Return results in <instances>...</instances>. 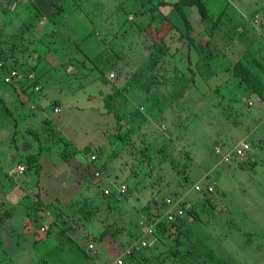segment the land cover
<instances>
[{
	"label": "rangeland",
	"instance_id": "rangeland-1",
	"mask_svg": "<svg viewBox=\"0 0 264 264\" xmlns=\"http://www.w3.org/2000/svg\"><path fill=\"white\" fill-rule=\"evenodd\" d=\"M43 1L50 13V6L54 12L62 8L58 0V3L55 0ZM247 1L250 0H232L231 3L239 6L238 2ZM14 2L11 9L18 8L17 13L9 12ZM28 2L0 0V66L6 61L34 64L36 60L42 59V55L53 53L50 46L56 42L58 35H67L61 25L56 28L51 22L47 23L50 14L40 12L38 8L33 10L27 5ZM206 2L212 14L228 5L225 6L224 0ZM263 2L260 0V3ZM191 7L194 8L190 14L192 19L200 17L197 8ZM241 17L244 18L239 15L230 19L229 28H221L219 24L220 31L214 36L209 33L208 24L203 26L199 23V30L192 28L191 36L196 44L205 38L203 33L209 35L206 40L209 44L202 52H198L189 37L181 38V33L175 32L171 47L159 43L151 45L147 50L153 54L144 57L136 54L140 48L133 46L130 47L132 54L130 52L127 57H122L127 54L126 46H119L123 30L119 31L118 38L111 35L115 32L111 30L110 33L101 31L102 34L107 33L103 38L106 42L96 46L90 44L92 53L86 52L85 55L81 45L88 36L83 37L79 31L68 34L75 49L79 48L78 51L86 57L79 69L80 76L75 75L78 82L72 77L64 82L68 89L76 88L74 91L85 94L76 95L71 108L75 113H84L80 114L85 117L82 119L83 124L89 126L90 120L98 124L92 127L94 136L91 144L82 150L80 148L83 160L68 157L69 160L61 161V179L66 182L67 188L60 191V198L56 196L57 193L51 194L49 191L41 195L31 185L27 193L29 200L25 201L28 203L27 209L31 210V220L28 217L22 227L19 223L9 224L11 209L6 203L0 202L1 244H13L3 232L7 229L10 236V226L21 229L23 233H34V239H38L37 248L31 252L32 241L21 238L27 252L23 249L19 264H115L120 257V250L132 243L127 241L125 230L118 232L124 220V198L130 203L126 206L129 210L127 216L132 213V209L133 213L135 209L139 210L135 213L139 222L141 214L149 217V214L158 210L153 204V195L163 198L183 197L185 202L191 204L186 215L177 221L180 222L177 227L181 253L177 258L170 253L175 244L172 242L173 237H170L161 242L159 247L150 246L139 253L125 256L123 264H264V95H257L245 83L242 84L241 77L234 72L237 60L244 58L246 66L256 74L257 79L264 78V29L248 31L243 26L245 24L241 23ZM2 19H8L9 23ZM175 21L178 24L181 22L178 18ZM92 33L95 34V31ZM251 34L258 38L251 37L254 46H249L250 40L244 41L247 43L243 45L244 39L240 36ZM196 36L199 41H196ZM240 45L246 47L245 52ZM111 49L120 51L119 57L122 58L115 57L116 53L111 52ZM83 55L81 58H84ZM115 59L121 62L120 66H117L118 63L115 65ZM123 60H128L124 67ZM9 67L4 71V77L18 70L14 66ZM122 67L123 70H120ZM108 73L110 78L117 74L115 82L118 85L113 87L111 93L102 92L100 96L91 93L96 86L93 82H104V75ZM43 74L39 71V75ZM1 75L2 72L0 122L11 116L15 119V122L12 121L15 128L7 135L8 146L11 144L13 148L10 153L6 151L4 154L12 163H17L18 159H12L19 151L15 147L19 145L22 150V138L31 135L35 139V135L28 134L24 124H16V118L22 115L25 108L22 112L16 108V112L12 113L10 107L13 108L16 99L4 95L2 86L14 83L2 81ZM12 81H16L15 85L18 86L19 82L25 81L17 90L21 95V104L24 95L33 93L32 87L28 86L32 82L30 79L25 80L24 73L18 80ZM114 88H118L120 93H116ZM70 91L74 93L73 89ZM109 94L117 95L110 103L105 99ZM85 97L91 98V106L97 107L96 113L92 108L94 115H90L89 107L84 109L89 102ZM31 104V108L36 107L33 102ZM109 108L113 109L109 111ZM56 111L59 109L56 108L54 113ZM116 111L121 118L117 117ZM7 124L11 127V123ZM52 125L61 133L56 135L57 138L62 136L73 143L62 130ZM34 129L39 132V128ZM53 139L59 154L79 151L70 144L62 150L64 143L57 141L56 137L50 140ZM41 141L44 144L43 138ZM245 141L252 144L248 154L244 157L233 156L228 161L222 159L223 154ZM33 142L35 152L39 141ZM89 146L91 149L86 151ZM32 159L30 167L36 165L37 156L34 155ZM26 164L28 166V161ZM95 172L102 174L101 180H96ZM90 180L95 181L94 184H90ZM112 183L126 184L127 191L130 189L132 195L130 192L129 198L126 193L125 196L118 194L117 197H123H119L110 207L104 201L97 206L95 197L104 199L103 189ZM196 183L202 185L201 190L195 189ZM208 186H212L213 190L207 191ZM182 190L184 193L180 194ZM41 196L44 200L40 199ZM148 206L147 212L144 209ZM56 221L66 228V232L58 234L59 225ZM43 226L46 228L42 229ZM107 229L114 235L110 233L102 236V232ZM170 232L175 236L176 231ZM68 237L73 241H68ZM89 244H93V247L90 248ZM3 253L0 255V264H8V257ZM159 254H163L164 261Z\"/></svg>",
	"mask_w": 264,
	"mask_h": 264
},
{
	"label": "crops",
	"instance_id": "crops-1",
	"mask_svg": "<svg viewBox=\"0 0 264 264\" xmlns=\"http://www.w3.org/2000/svg\"><path fill=\"white\" fill-rule=\"evenodd\" d=\"M55 1L57 3L58 1H60L59 3L62 5L61 11L57 10V12H54V8L49 5L51 9L50 13V10L46 8L43 0H29V4H27L33 10H36L38 8L40 12L42 11L48 15L50 14V18H48L47 23L51 22L52 26H56V28H58V25H61V27L66 30L67 33V35H58L56 42H54L50 46L53 53L42 55V59L39 61L36 73L41 80L42 89L39 92H33L29 96L24 95V102H22L21 104V95H19L17 92V90L21 88V84L19 86L15 84H12L11 86L5 84L6 86H2V89L4 95H6L8 98L11 97L14 100L16 99L17 103L15 102V105L12 109L10 107L12 113L16 112V108L21 112L25 108V111L22 113V115L16 118L18 119V122L16 123L18 126L24 124L26 126L28 134L34 135L32 133L33 131H35L34 128L40 129L42 127V123H40L39 120L45 119L44 117H47V120H49L51 124L53 123L57 128L62 130L67 139L73 142V147L79 149L76 155L74 154L70 156L69 159L73 157L78 160H83V153L80 151V148L82 150L84 146L91 144L90 142L93 141L92 137L94 136L92 127L93 125L96 127L98 123H96V121L94 123L92 122V120H90L89 126L82 123V119H84L85 117L81 115L84 113H75V111L73 112L71 104L75 103L74 99L76 95L78 96L84 93L74 91L76 90V88H72L74 93H71L72 91L70 90L72 89H68L64 85V82H66L69 77L74 78V80L78 82V77L80 76L79 69L82 68V61L86 58V52L92 53L89 49L91 47L90 44H94L93 46H96L98 44L103 45L106 42L103 39L107 36L105 34L110 33L111 30L115 31L111 35L116 36V38H118L119 31L123 30L121 32V40L119 42V46L125 45L127 48L125 52H127V54L123 55L122 57H127L131 52L130 47L133 46L139 47L140 50L137 51L136 54L138 53L139 56L143 55L144 57L146 55L153 54L151 51L149 52L147 50V48H149V46L151 45L154 46L159 43V45H165L167 46V48L171 47V43L173 42L172 35L173 33L178 32L173 25V23L176 22V18H178V13L172 4L178 0H133V2H130L131 0ZM224 1L226 2L225 6L228 4L226 8L222 7L218 13L216 12V14L210 13L212 14V17L219 22L218 25H222L221 28H229L228 24L230 22V19H233L235 16L243 15L244 18H240L242 19L241 23L245 24L243 26H245L248 31L252 32L254 29L259 31V28L264 29V2L262 4L260 3V0H250L247 2H238L240 3V5L238 6L231 3L232 0ZM14 4L15 2L11 3L12 6L9 7V12L12 11L13 13H17L16 11L18 10V8L16 10L15 8L11 9L13 8ZM21 4L24 3L21 2ZM48 4L51 3L48 2ZM230 4L231 7L229 8ZM242 6H245V8H242ZM250 7H253L254 9H250ZM3 9L6 10V7H4ZM184 10L191 22L193 29L199 30V23L203 24L204 26V23L200 20L199 16H197L196 19H192L190 14L191 12H194L193 7L187 6L184 8ZM121 12L122 16H120ZM2 20L9 23L8 19ZM179 26H181V24H179ZM67 28H69V30H67ZM217 29L216 32L220 31V28L218 30ZM240 30H242V27L240 28ZM72 31L81 32L80 34L83 37L88 36L84 44L81 45L83 53L85 55H83L82 52L78 51L79 48L75 49L76 46L71 40H69L68 34ZM94 31L96 35L92 33ZM101 31H105L107 33L102 34ZM203 31H205V27ZM203 34H205V38L200 40V42L206 43L209 35L206 32ZM256 36L257 35H255V37H252L251 34L241 35L240 37L244 39L242 42L243 45L250 40L251 43H248L249 46H254L255 43L252 42V40L258 39L256 38ZM181 38H178V40L181 41ZM231 40L233 41V43L235 42L234 39ZM196 41H199V38L197 36ZM240 47L242 48V51L245 52L246 47L243 48V46L241 45ZM110 51L115 52V57H117L118 59L122 58L119 57V54L121 53L120 51H114V49H111ZM78 53L80 54V56ZM82 55L84 58H81ZM7 62L8 61H6V63ZM114 63L115 65H117L118 63L117 66L121 65V62H118L116 59L114 60ZM124 63H128V60L123 62V67L125 66ZM7 65L9 64L7 63ZM123 67L120 68V70H123ZM68 70H70V72H68ZM4 71H6L5 65L4 67L3 65H1L0 72H2V81L4 79ZM39 71H42L44 74L39 75ZM110 73L104 75L107 81L102 82L96 80L93 82V84L96 85V88L93 87L91 93L100 96L102 92H112L113 87L118 85L115 82L117 74H115L116 77L113 76V78H115L113 79L109 77ZM76 74H79L78 77H75ZM85 100L89 102L87 103V106L84 107V109L89 107L90 115H94L96 113L95 109H97V107L91 106V98L85 97ZM30 102L36 104V107L31 108L30 106L32 104ZM53 102L55 103L51 105V103ZM17 104L20 105L17 106ZM42 107H46V109H42ZM56 108L59 109V111H56L57 113H54ZM92 108L94 109L95 113L94 111H92ZM86 112L87 111H85V113ZM38 114L41 115L38 116ZM12 121L15 122V119L11 116V118H4V121L0 122V202L2 201V203H6L8 205V208L11 209V214L9 217L10 220L8 221L10 222L9 224L11 225L12 222L19 223L20 227H22L21 225L25 224L27 218L30 216L29 212L31 210H29V208L27 209L26 205L28 203L25 201L29 200V198L27 197V193H29V187L31 185H33L36 190H39L41 192V195H43L44 192L49 191L51 194L54 192L55 194L57 193L56 196H58L59 198L60 191H62L64 188H67L66 182L61 179L62 171L60 169L61 161L66 159H63L61 157V154H59L58 150L55 148V145L51 143L52 141L47 142L45 140L44 144L42 143L44 148H40V143H38L30 135L28 138H22V150L19 149V145L15 147L17 151H19L17 152V154H15V158L14 156H12V159H18L19 162L12 163V160L7 158L5 156L6 154H4V152L6 151L10 153V150L13 148L11 144L8 146L9 142L7 138V135L15 128ZM8 122L11 123V127L8 126ZM43 139H45V137ZM33 140L37 142V150L35 152L34 149H36V146ZM34 155L37 156V161L35 162L36 165H31L32 167H30L29 162L33 161L32 157H34ZM80 157H82V159H80ZM21 159L24 160V162H20ZM27 161L28 166L26 164ZM19 163H24L26 166ZM18 165L24 166V170L19 171ZM96 180L98 181V179ZM40 199L44 200L42 196ZM38 201L41 202L40 200ZM38 204L42 205L40 203ZM18 210H20V215L17 214ZM33 220H35V218H33ZM56 223L57 225H59L58 234L62 230L66 232V228H62L60 222L56 221ZM10 229V236L8 235L7 229H5L3 232L7 237L10 238V241L13 244L8 245L7 243H0V255L5 251L3 254L8 257V264H19V256L21 255V252H23V249L27 252V247L22 244L21 238H25L27 242L32 241L33 247H30L31 252H33L37 248L38 239H34V236H36V234H28V231H26L27 233H23L21 229H15V226H10ZM14 233L16 234V236L13 237ZM155 240H157L156 237L150 238V244H153ZM39 249H37L36 251H38ZM6 250L9 251L6 252ZM122 251L123 250H120V255L122 254ZM39 253L40 252H38V254Z\"/></svg>",
	"mask_w": 264,
	"mask_h": 264
},
{
	"label": "trees",
	"instance_id": "trees-1",
	"mask_svg": "<svg viewBox=\"0 0 264 264\" xmlns=\"http://www.w3.org/2000/svg\"><path fill=\"white\" fill-rule=\"evenodd\" d=\"M173 7L176 9L177 13H178V19H180V23L181 26L184 28L183 30H180V28H177V26H179V24L177 22H174L173 25L175 26V28L177 29L178 32H180V36L183 37V38H186V37H189L190 38V41L194 43L195 46H197L196 48L199 50L198 52H202L203 50H206V47L208 46V42L206 43H203V42H199V43H195L194 41V38L193 36H191L192 34V25H191V22L184 10L185 7L187 6H195L198 10V13L200 15V20L205 24V25H209V33H215L216 32V29H217V26H218V21L215 20L213 17H212V14H210L208 8H207V2L206 0H178L176 1L175 3L172 4ZM62 9V8H61ZM61 9H59L58 11H61ZM180 26V27H181ZM181 27V28H182ZM244 58H241L239 60H237V62L235 63L234 65V72H236L235 74L236 75H239L241 78H240V81L243 83L246 84V86L251 89L253 92H255L257 95H261L263 96L264 95V78L262 79H257L258 77L256 76V74L254 72L251 71L250 68H248L246 66V63L245 60H243ZM39 60V59H38ZM36 60V62L34 64H22V63H16V62H8L9 65H7L6 62L2 63L3 67L5 65V69L8 70L10 69L9 66H14L16 67L20 72L21 74L24 73V76H25V80H28L27 79V75L28 73L30 72H34L37 76V81L41 82L40 78L38 77L37 75V69H38V65H39V61ZM12 64V65H10ZM104 80L106 81V78H104ZM26 82H29V81H26ZM25 81H21L19 82V85L21 84H24ZM244 84V85H245ZM29 88L32 87L31 91L33 90V92H35V90L33 89V85L32 83L30 84L29 83ZM42 89V88H41ZM116 93H120V90L118 88H115L114 89ZM39 92V91H38ZM117 98V95L115 94H109L107 95V97L105 98L106 101L108 103L112 102L113 99ZM113 108H109V111L112 110ZM118 111L115 112V114L117 115L118 118H121V116H119L117 114ZM34 135H35V139L37 141H39L40 143V148H44L43 145H42V138L45 137V139H43V141H52L51 143H53L55 145V142H54V139L53 140H50L51 137H56L57 141H61L64 143V146L62 147V150L66 149L67 145L70 144V145H73V143L71 142H68L65 138H63L62 136H59L57 138L58 135H60L61 133L55 129V127L50 123L49 120H47V118H45L43 121H42V127L39 129V132L37 131H33L32 132ZM52 135L51 137L48 135ZM57 135V136H56ZM75 149V148H74ZM91 149V147H87V149H85L86 151H89ZM61 150V151H62ZM76 150H73V152L70 154H61V157L64 158V159H67L68 157L72 156V155H76ZM187 176H185V182H187ZM93 181V180H92ZM91 180L89 181L90 184H94V182H92ZM89 186V185H88ZM213 188V187H212ZM207 190V189H206ZM181 191V190H180ZM180 191L178 193H180ZM184 190H182V193ZM208 191V190H207ZM130 189L126 192V195L130 198V196L132 195V192H131V195H130ZM105 196V198H104ZM125 196V195H123ZM123 196H116V192H114L111 196L110 195H104L103 194V197L104 199H101L99 200L97 197H95V199L97 200V206L102 205L103 204V201L104 203L106 204L107 207H110L112 203H115L119 200V197H123ZM113 200H112V199ZM165 198L166 197H159L158 195L154 196L153 195V198H152V201H153V204L158 207V210L153 213V214H149V217L151 219L153 218H157L159 217L160 215H162V213L166 210V201H165ZM111 199V200H110ZM124 220L122 221V226H120V231H123L125 230L126 232V236L128 237L127 238V241L128 242H132V241H136L139 236H140V226H139V222L136 220V214L139 210H136L135 209V213H133V209L131 210L132 213L129 214L127 216V212L129 211L126 206L129 203L128 199L125 197L124 198ZM150 206H148V208H145L144 210L148 212ZM190 213L191 214H194L193 213V210H190ZM127 216V218L125 217ZM194 218V216H193ZM138 219V218H137ZM180 222H173V223H167L165 221H161L160 223H158L157 225V229H156V234H155V237L157 238V240H155V242L153 244H149L147 247H145V249L149 248L150 246H156V247H159L161 245V242L163 243V241H165V239L167 238H172V242L175 243L173 244L172 246V250L170 251V253L175 257L177 258L178 255L181 253V247H180V236H179V228L177 227V225L179 226ZM108 230V229H107ZM107 230H104L102 232V236H108L110 235V233L112 235H114V233L109 232ZM138 230V233L135 231ZM127 231H129L127 233ZM170 231H176V234L175 236H172L170 233ZM62 233H64V231L62 230L61 231ZM68 241H73L72 238H67ZM171 241V240H170ZM171 243V242H170ZM124 245V244H123ZM171 246V245H170ZM140 251H138L139 253ZM163 253V252H162ZM159 256H163V254H159ZM143 257V256H142ZM162 261H164V256L162 257L161 259Z\"/></svg>",
	"mask_w": 264,
	"mask_h": 264
},
{
	"label": "built area",
	"instance_id": "built-area-1",
	"mask_svg": "<svg viewBox=\"0 0 264 264\" xmlns=\"http://www.w3.org/2000/svg\"><path fill=\"white\" fill-rule=\"evenodd\" d=\"M21 72L18 70H13L10 72L9 75L4 77L5 82L9 83H16V81L12 80H18L21 77ZM113 75V74H112ZM27 79L31 80L33 88L36 92L40 91L42 88L41 82L37 81V76L34 72H30L27 75ZM30 82V81H29ZM252 149V144L248 141L241 142V144L235 146L232 148V151L227 152V154L222 155V159L224 161H228L231 159V157H244L246 154H248ZM92 159H94V156H92ZM19 171L24 170V166L18 165ZM97 179L101 180L102 174L99 172H95ZM196 190H201L202 185L199 183L195 184ZM209 191H212V186H208L206 188ZM127 191V185L122 183H112L110 186L105 187L103 189V193L105 195H112L114 192H116V196L118 194H125ZM166 201V210L157 218H149L148 216L142 214L141 218L139 220L140 225V236L136 241H132L131 245L126 247L123 251L120 257L115 261V264H123L124 263V257L130 256L134 252H138L141 249L147 247L150 244V238L155 237L156 229L158 223L161 221H165L167 223H173L178 221V219L183 218L186 215V212L188 208L190 207L189 202H185L186 200L183 197L175 198L173 196H169L165 198ZM46 227L43 226L42 229H45ZM89 247L92 248L93 244H89Z\"/></svg>",
	"mask_w": 264,
	"mask_h": 264
}]
</instances>
